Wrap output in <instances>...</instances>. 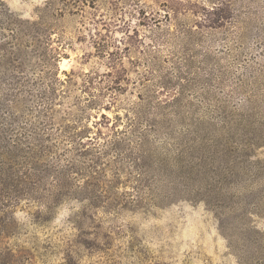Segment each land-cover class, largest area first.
Wrapping results in <instances>:
<instances>
[{
	"label": "rangeland",
	"instance_id": "obj_1",
	"mask_svg": "<svg viewBox=\"0 0 264 264\" xmlns=\"http://www.w3.org/2000/svg\"><path fill=\"white\" fill-rule=\"evenodd\" d=\"M45 1L0 0L5 41L17 42L2 28L4 14H14L18 22L35 20ZM85 1L77 9L64 7L63 15L58 9L64 5L53 4L50 49L56 55L57 76L71 80L72 95L82 94L87 73L99 74L102 112L109 117L98 115L103 135L114 129L115 111L138 100L141 87L135 82L149 78L150 69L143 64L148 47L158 45L152 56L163 60L173 56L182 38L214 41L211 84L227 102L228 113L203 103L196 114L203 117L200 137L188 136V149L160 135L154 139L157 149H144L151 158L107 166L123 168L122 175L138 167L169 169L171 176L161 181L126 176L97 180L80 171L68 180L49 176L21 183L30 194L10 203L15 205L13 214L9 206L3 207L7 212L0 211L5 223L0 225V264H264V84L250 82L246 67L261 52L255 42L264 40V0ZM94 41L104 43L101 53ZM25 45L21 51L28 54V65H38L33 46ZM199 60L195 57L189 77L195 76L193 71L206 75L198 69ZM40 75L38 67L24 73L35 88ZM7 86L0 79V98ZM237 88L252 95L251 101L244 103ZM153 92L163 100L175 93L160 86ZM17 93L19 99L25 97L24 91ZM227 95L230 100H225ZM21 104L24 111L32 105L29 100L7 103L2 113L17 111L14 106ZM107 159L110 155L101 161ZM82 160L72 150L52 149L35 164L71 165V171H78Z\"/></svg>",
	"mask_w": 264,
	"mask_h": 264
},
{
	"label": "trees",
	"instance_id": "obj_2",
	"mask_svg": "<svg viewBox=\"0 0 264 264\" xmlns=\"http://www.w3.org/2000/svg\"><path fill=\"white\" fill-rule=\"evenodd\" d=\"M55 2L64 5L60 10L58 9L60 15H63L61 10L64 7L71 6L77 9L80 2L86 3L85 0H46L37 19L18 22L14 14L6 12L4 18L7 22L1 23L2 28L9 33V37L16 39L17 42L13 45L5 41V35L0 33V36L2 35L0 50L3 51L0 54V79L8 85L7 92L0 98V114L7 103H23L27 100L32 103L25 111L23 110L25 105L21 104L20 107L15 105L14 109L17 111H7L2 113L4 114L2 117L0 116V120L3 121H0L2 124L0 184L3 186L0 187L1 212H7L3 207L8 206L13 210L15 205H10L13 200L19 201L25 194H30L20 187V184L32 179L38 180L50 176L68 180L73 178V172L78 174L82 171L86 177L97 180L105 177L120 179L126 176L127 179L135 181H161L171 176L169 169L138 167L127 169L125 175H122L123 168L115 167L112 170L107 166L111 162L120 163L125 159L151 158L150 153L144 149H157L154 139L160 135H162L161 139L175 142L179 149H188L191 139L188 136L193 139L200 137L198 127L203 117L197 119L196 114L203 103L205 106L214 107L215 112L222 110L223 114L228 113L225 110L227 102L218 97L211 84L214 65H216V57L212 51L214 41L206 42L199 37L182 38L178 43L179 49L172 52L173 56H165L163 60L152 56L158 45L151 44L148 47L143 64L145 69H150L149 78H140L135 82L141 87L137 94L138 100L131 101L128 107L121 111H115L112 118L114 129L111 134L103 135L98 130L97 124L100 121L98 115L101 119L109 120V117L102 112L104 103H101L100 95L103 94L104 89L100 86L99 74L96 72L86 74L87 78L83 82L80 95L71 94L70 79H60L57 76L56 55L50 49L51 37L55 32L53 23L49 22V16L54 15L50 10L53 9ZM155 41L152 40L153 43ZM25 43L33 46L31 55L37 58L38 65H28V54H23L21 51V47L27 46ZM94 44L96 50L101 53L104 43L94 41ZM255 45L261 52H258L252 63L246 67L250 82L258 84L262 81L261 83L264 84V40L256 41ZM204 46L207 49H202ZM177 53H180V56L176 57ZM198 56H200L198 69H204L206 75L199 77L198 71H193L195 76L189 77L195 57ZM168 62L170 66L165 65ZM45 65L48 69H40ZM30 67H38L42 74L38 78L37 88L33 86L32 79L24 76L26 69ZM179 81L187 82L178 84ZM199 81L203 85L199 86ZM155 86H160L165 91L172 89L175 93L168 99H160L153 92ZM105 89L111 88L107 86ZM237 90L242 95L244 103L251 101L252 95L249 96L242 88ZM19 91H24V98H18ZM227 97L225 100H230L232 96L227 95ZM52 149H63L65 152L72 150L78 156H82L83 160L78 171H71L73 169L71 165L59 168L49 162L47 166L35 164L39 156L47 155ZM135 152L138 155H134ZM108 155L110 159L102 162L101 160ZM4 160H7V164H1ZM108 170L111 172L109 175ZM11 210L9 211L13 214L14 210ZM3 216L6 215L3 213ZM0 225L3 227L4 221H0Z\"/></svg>",
	"mask_w": 264,
	"mask_h": 264
}]
</instances>
